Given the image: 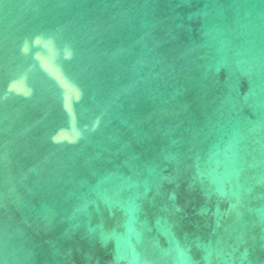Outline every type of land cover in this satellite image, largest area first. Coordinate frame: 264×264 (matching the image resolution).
Returning <instances> with one entry per match:
<instances>
[{
  "label": "water",
  "instance_id": "obj_1",
  "mask_svg": "<svg viewBox=\"0 0 264 264\" xmlns=\"http://www.w3.org/2000/svg\"><path fill=\"white\" fill-rule=\"evenodd\" d=\"M0 264H264V0H0Z\"/></svg>",
  "mask_w": 264,
  "mask_h": 264
}]
</instances>
